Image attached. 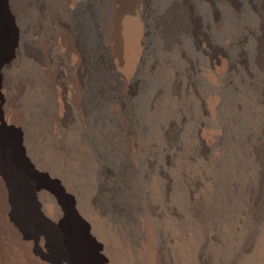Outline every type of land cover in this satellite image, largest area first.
Here are the masks:
<instances>
[{
    "label": "rangeland",
    "instance_id": "obj_1",
    "mask_svg": "<svg viewBox=\"0 0 264 264\" xmlns=\"http://www.w3.org/2000/svg\"><path fill=\"white\" fill-rule=\"evenodd\" d=\"M79 1L8 5L22 41L0 94L20 124L0 137L25 143L19 179L38 206L22 221L39 255L15 244L16 264H67L42 242L68 202L105 264H264V0H133L147 30L137 66L116 10L127 0ZM67 28L86 53L78 72Z\"/></svg>",
    "mask_w": 264,
    "mask_h": 264
},
{
    "label": "bare ground",
    "instance_id": "obj_2",
    "mask_svg": "<svg viewBox=\"0 0 264 264\" xmlns=\"http://www.w3.org/2000/svg\"><path fill=\"white\" fill-rule=\"evenodd\" d=\"M87 1H89V0H87ZM229 1H231V0H229ZM232 1H234V0H232ZM78 2H80V1L78 0ZM90 2H91V0H90ZM16 3H17V0H0V4L2 5V13L0 14V76L3 75V77L6 75V73L10 69V67L12 65H14V63H16V61L20 57L19 56L20 50H21L20 44H21L22 40L17 42V32L11 24L12 17L10 16V14H9L10 12L8 9V5H10L12 7L13 12H14L15 11L14 6ZM119 5H121V4L119 3ZM134 9H135V6L133 3V0H127L126 2H124L120 6V8L119 7H118V9L116 8V10H118V12L120 14H122L123 16L126 15L130 20L131 27H132V29H130V31L132 30V35L129 34V32H128V34L131 35V41H130V46H129V48L131 50L128 51L130 53V54H128V60H130L132 62L133 66H137L139 64V62L141 61V56L143 54L142 51H143V45H144V40L146 37V31L147 30H146L145 26L139 21V18L135 15ZM210 9L212 10L213 8L211 7ZM58 24H60V23H58ZM185 27H186V25H185ZM4 28L7 30L6 35L3 34ZM186 29H187V27H186ZM191 29H192V27H191ZM256 31L257 30H255V32ZM261 34H262V32H261ZM111 36H113V35H111ZM126 37H128V36H126ZM259 38H260L258 40L259 41L258 43L260 44L259 49H260V53L262 54L261 57H263V59H264V43L262 42L261 37H259ZM115 39H117V37ZM248 40H249V38H248ZM110 41L111 40H109V43H110ZM117 41L118 40H116V43H118ZM128 42H129V40H128ZM246 42H247V40H246ZM109 43H108V45H110ZM126 43H127V41H126ZM64 44H65L66 50H68V52L74 53L75 58H74L73 65L75 67V71L78 72L81 69V64L84 63L86 53L84 52V48H82V46L80 44V41H79L78 36L76 35V32H74V28H70V29L67 28L66 29V33H65V37H64ZM117 47H119V46L117 45ZM241 50H243V49H241ZM263 59H262V61H263ZM116 62L118 64L122 63V60L120 59V57L117 58ZM100 64H102V63H100ZM227 64L229 65V63H227ZM236 64H238V62ZM239 64H240V62H239ZM34 65H36V64H34ZM106 66H107V64H106ZM259 67H261V66H259ZM98 72H96V73H98ZM220 73H221V71H220ZM131 76L130 75L129 76L124 75V77H122V78L125 81H130ZM82 77H84V76H82ZM79 78H80V74H79ZM79 80H80L79 85L76 88L78 95H80V91L83 88V84L81 83L82 80L81 79H79ZM54 83H55V81H54ZM57 85H58V87H60L59 92H58L59 97L61 100L64 101L65 97H66V92H65V90L61 84V81H58ZM9 88L10 87L8 86V83H7V77H6V80H5V78H3L2 82H1V77H0V90L2 91V93L5 96L8 95ZM70 91H71V89H70ZM1 94H0V107L1 106L3 107L4 115L2 116L1 111H0V124L1 125H6V124L8 125V124H13V123L20 124L18 122L20 119L19 120L17 119L18 114H16L18 111V108L16 107V105H14V102L8 101V100L5 101L6 99L4 100V97ZM81 98H83V97H81ZM78 101H79V99H78ZM22 142L23 141H21V139L19 137H17V135H16V137H14L13 139H10V140L0 137V225H2L4 227L3 231L6 232L4 234L0 232V264H16L17 263L16 262L17 258L15 256V250L12 247L15 244H16L15 246L20 245L24 249V251L27 255V258H32L35 255H39V253L37 251L38 250L37 249V240L35 238H33V241H31V242L29 241L28 234L26 233V231L24 229L25 226H24L23 221H22V215L25 214V211L28 207H29L28 209H30V211L33 214H36L37 210H38L37 209L38 208L37 203L35 202V200L33 198L31 199V197L29 200V198L27 197V194L25 193V191L27 189L24 186V184L22 183L21 179H19L20 174L27 175L31 170L29 162L27 161V159L23 155L24 149H22V147H23L24 142L23 143ZM29 194L31 196L32 191H30ZM66 205L67 206H66V209H64L63 214H61L57 217L55 216L56 222L61 223V226L57 230L54 240L52 241L51 238L47 234L44 233V236H46V237L44 238L42 243H44L48 247L51 245V242L53 243L54 247L57 245L59 247V249L61 250V253H62V256H61L62 261H64L67 264H105L106 261L104 259H102L101 256H99V254L97 252V248H96L95 244L93 243V240L89 237V235H87V229H89L88 226L81 222L79 215L77 214L75 208H72L70 206L69 202ZM59 212H61V211H59ZM50 264H62V263H60L59 260H51Z\"/></svg>",
    "mask_w": 264,
    "mask_h": 264
}]
</instances>
